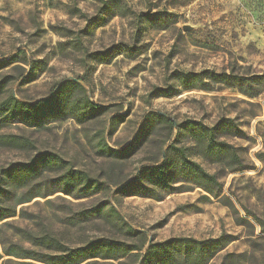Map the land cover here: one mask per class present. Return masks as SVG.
<instances>
[{
  "label": "rangeland",
  "instance_id": "1",
  "mask_svg": "<svg viewBox=\"0 0 264 264\" xmlns=\"http://www.w3.org/2000/svg\"><path fill=\"white\" fill-rule=\"evenodd\" d=\"M15 55L0 69V103L35 104L75 81L105 110L37 128L0 118L1 206L14 213L0 222L3 241L36 249L30 232L73 250L109 239L143 250L83 264H143L152 244L224 236L208 264H264V88L252 98L225 78L264 75V0H0V63ZM151 113L175 126L146 122ZM187 121L228 148L208 152ZM172 145L219 186L186 175ZM43 153L68 165L21 168ZM166 158V186L150 175L132 184ZM69 169L99 184L91 197L61 192ZM0 254V264L31 262L4 256L2 242Z\"/></svg>",
  "mask_w": 264,
  "mask_h": 264
},
{
  "label": "trees",
  "instance_id": "2",
  "mask_svg": "<svg viewBox=\"0 0 264 264\" xmlns=\"http://www.w3.org/2000/svg\"><path fill=\"white\" fill-rule=\"evenodd\" d=\"M101 55L105 58L104 56H107V52ZM18 60L19 56H12L9 60L0 63V69L8 68L13 63L18 62ZM225 78L235 84L234 86H237L238 90L243 95H248L252 98L259 96V91L256 89L264 88V75L239 77L232 74L226 75ZM254 88L256 89L252 90ZM2 91L3 86L0 85V94ZM85 93V89L81 84L72 81L63 83L54 95L47 99H41V101L35 104L18 101L14 96L10 95L9 98L0 103V118L6 122L21 123L32 128L42 127V125L60 118L66 119L74 117L78 121L84 122L88 120L89 117L101 115L105 110V107L103 108L88 99ZM152 117L162 121L164 120L166 123L168 122L171 128L175 126L162 115L155 113H151V115L147 117L146 122L150 121ZM184 125L194 132V134L198 135L196 139L209 143L208 152L215 147L221 148L222 146L223 148H228L226 144H220L216 141L215 129H211L199 122L194 123L187 121ZM224 127L229 130L238 131L237 126L234 125L232 120H224ZM169 150L175 151L180 159V168L186 175L193 177L199 186H202L209 192H211L209 186H219L214 176L206 173L201 165L188 159L185 148H178L172 145L169 147ZM101 152L104 153L105 150ZM231 155L234 158L235 154L233 151H231ZM157 163L159 162H153L151 167L143 169L139 177L133 181L132 184L137 182L142 175H150L155 177L154 181L157 184L166 186L169 179V171H167V169L168 166H170V162L166 158L163 164ZM49 165L59 169L66 167L68 164L51 153H43L38 155L26 166H21V168L28 173L36 171L40 169V167L43 169ZM59 178L62 186L61 192L76 199L91 197V195L94 194V190L99 186L93 178L79 170L69 169L61 174ZM1 191L0 188V193ZM31 200L32 199H29L27 203ZM111 212L116 216L114 211ZM13 216L14 213L11 214V212L1 206L0 195V222L13 218ZM128 232L135 233L131 228ZM26 236L36 249H26L18 243H13L9 240L3 241L0 238V242L3 244V255L22 260H31L30 263L14 262L16 264H35L34 262H39L41 264H83L86 261L93 260V258L121 260L127 256L134 257L136 255L133 254L134 252L139 253V251L143 250V247L137 248L136 246H129L124 242L120 243L109 239L93 241L85 247L71 250L49 236L39 238L30 232L26 233ZM223 240L224 236L217 239L202 241H197L189 237L172 238L165 242L150 245L144 256L139 255V259L142 258L143 264H178L180 262H184V264H208L216 253L215 251L217 248L222 246ZM41 250H48L50 253H42ZM2 259L3 257L0 254V261ZM8 263L13 262L11 259H8L5 264Z\"/></svg>",
  "mask_w": 264,
  "mask_h": 264
}]
</instances>
